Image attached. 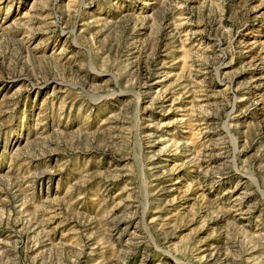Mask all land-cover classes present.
Masks as SVG:
<instances>
[{
	"label": "rangeland",
	"instance_id": "374dc122",
	"mask_svg": "<svg viewBox=\"0 0 264 264\" xmlns=\"http://www.w3.org/2000/svg\"><path fill=\"white\" fill-rule=\"evenodd\" d=\"M0 264H264V0H0Z\"/></svg>",
	"mask_w": 264,
	"mask_h": 264
}]
</instances>
